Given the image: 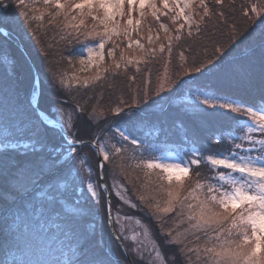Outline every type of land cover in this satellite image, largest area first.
I'll return each instance as SVG.
<instances>
[{
  "label": "snow or ice",
  "instance_id": "6c2138e0",
  "mask_svg": "<svg viewBox=\"0 0 264 264\" xmlns=\"http://www.w3.org/2000/svg\"><path fill=\"white\" fill-rule=\"evenodd\" d=\"M234 7V0H16L15 5L0 0L5 35L11 34L13 13L33 35L46 21L65 42L67 55L60 52V59L75 68L76 56L80 66L71 73L59 70L41 49L56 97L53 111L42 110L39 100L10 114L3 105L0 179L7 191L42 209L57 197H41L58 193L68 199L69 185L73 192L82 186L79 195L95 202L98 216L104 210L105 227L123 257L99 258L86 247L92 237L77 229L82 216L77 205L57 224L73 239L62 260L45 252L42 237L29 230L18 209L11 221L6 218L11 235L5 249L17 253L12 264H264V0H248L241 9L261 30L257 90L247 88L255 56L229 59L248 32L237 35L233 23L229 45L215 41L211 54L202 42L213 19L214 29L229 27ZM149 16L152 22L146 23ZM145 27L146 37L141 35ZM75 44L79 47H70ZM161 58L164 73L153 88L151 65ZM2 59L8 62L7 56ZM226 69L244 86V95L222 91L218 81ZM118 80L128 83L117 103L100 107L103 93L117 88ZM185 88L191 102L183 110L200 121L206 135L197 140L186 133L191 146L180 147L170 159L166 146L135 135L134 118L162 98L183 96ZM3 90L7 99L12 85ZM71 93L78 94L75 104L69 102ZM81 122L90 130L88 139L81 136ZM84 147L92 150L95 171L80 151ZM113 194L128 209L117 210L115 218Z\"/></svg>",
  "mask_w": 264,
  "mask_h": 264
},
{
  "label": "trees",
  "instance_id": "16d2710c",
  "mask_svg": "<svg viewBox=\"0 0 264 264\" xmlns=\"http://www.w3.org/2000/svg\"><path fill=\"white\" fill-rule=\"evenodd\" d=\"M27 2V0H26ZM211 3L212 0H209ZM256 2V0H253ZM16 0H13L15 5ZM248 0H234V9L230 10L231 15L228 19V28L219 27V30L214 29L212 26L216 25V20L213 19L209 24L208 39L202 40L203 43L208 45V52L211 54L212 43L219 41L221 44L229 45V36L231 35L230 26L234 23L237 35L248 32V35L236 46L231 57L232 61H240L245 56H255V69L252 76V84L248 85V91H255L259 88V51H260V26L257 24L253 28L254 20L256 19L249 14L248 17L242 15V6H246ZM19 11V9H17ZM147 11V9H146ZM11 25L9 28L10 35H6L12 41L20 43L25 51L28 53L30 58L35 64L39 82V102L42 110L53 111L52 102L55 100L54 90L50 83V73L46 66V60L44 53L41 51L42 48H46L49 52V56L52 59L53 64L57 69L67 71L69 73L77 70L80 66L76 63L77 57L74 56L73 64L75 68L70 67L66 60H61L59 53L64 52L67 55V49L65 48V42L60 39L59 30L48 26L46 21L43 27H39L36 35L27 31L26 26L16 18L13 13L10 16ZM151 17H148L146 23H151ZM167 22V21H165ZM91 23V22H89ZM39 22L33 24V28H37ZM155 27V25H153ZM251 30V31H249ZM141 35H147V27L144 28ZM163 35V33H161ZM6 36L0 33V112L4 111L3 105L7 104L8 113L10 114L14 108L20 110H27L31 102L32 93L36 92V86L34 83L33 71L30 66L29 60L25 56L24 52L10 42ZM133 39H136V35L133 34ZM5 41L8 43L5 44ZM141 43H146L145 40H141ZM70 47L78 48L79 44L72 45ZM15 52V60H13V53ZM8 57V62L5 63L2 57ZM22 57V59H21ZM153 79L152 87L154 88L157 83V77L164 73V62L161 58L157 63L151 65ZM170 72H175L176 69L169 68ZM140 77H137L136 85H140ZM217 82V81H214ZM118 87L111 90H106L103 93V98L100 102V107L108 108L117 103L121 96L122 90L126 88L127 81H117ZM218 83L221 85L222 91L224 92H236L244 95V86H239L235 80L229 78L227 69L220 76ZM7 84L12 85V92L8 93L7 99L5 98L4 86ZM69 91V90H65ZM183 96H173L170 100L162 98L158 105L150 106L148 109L139 111L136 113L134 118L135 127L133 129L137 137H143L147 141L157 144L158 146H166L169 150H179L180 147L191 146L188 143L186 133L193 139L202 140L206 135V131L203 125L198 120L191 119L187 116L183 110V105L190 103L187 89H183ZM99 92V89H97ZM77 93H71L68 97L69 102L72 104L77 103ZM127 99V97H125ZM130 103V101H129ZM3 109V111H2ZM164 113L161 115V113ZM102 126V125H101ZM78 127L81 128V136L84 139H88V126L86 124L78 123ZM93 131H98L94 129ZM51 135V134H50ZM2 136V132H0ZM4 151L0 148V152ZM82 153L88 156L90 162L93 165L94 171L96 170V161L92 158L93 153L89 147H84L80 150ZM95 178V177H94ZM64 182H58L59 192H64ZM69 191L66 193L68 199L59 196L58 193H48V195H55L57 198L52 203H48L43 209L39 203L35 201H29L27 196L16 195L10 191H7V185L3 179H0V261L7 260L8 264H12L13 259L17 256L15 249H5L6 239L10 240L11 229L9 225L5 224V219L11 221L13 215L19 210L22 216L27 218V226L30 231L35 232L36 229L41 228L46 233L57 239L55 247L51 249V258L65 259L70 253L62 252L67 246L73 244L71 233L68 235L62 234L60 229L57 228V224L61 223L66 212L61 208L62 201L70 203L71 205L80 206L82 216L78 218L77 229L86 231L92 237L87 248H91L99 258H111L113 254L116 257H120V251L117 248L116 243L109 235V229L105 227V221L103 217L104 210H101V215L96 214V204L93 200L89 199L86 195H79L84 192V189H80V185H77L75 192L71 190L69 185ZM129 187H136L130 185ZM80 190V191H79ZM31 191V189H29ZM42 192H47V184L41 186ZM42 199L48 200L47 196L41 197ZM40 199V198H38ZM127 199V196H125ZM35 204V206H33ZM112 216L115 218L117 210L128 211L127 208L123 207L117 202L115 195L112 197ZM43 211V215L41 212ZM39 214L40 218L44 220V223H37L34 227V223L31 221L29 215ZM136 215H140L139 211H136ZM59 217V219H58ZM51 220V222H49ZM23 227V225H21ZM67 231V229H65ZM60 241V242H59ZM61 254L56 257V253ZM123 259V257H120Z\"/></svg>",
  "mask_w": 264,
  "mask_h": 264
},
{
  "label": "rangeland",
  "instance_id": "374dc122",
  "mask_svg": "<svg viewBox=\"0 0 264 264\" xmlns=\"http://www.w3.org/2000/svg\"><path fill=\"white\" fill-rule=\"evenodd\" d=\"M35 95H36V92L32 93L31 102H33V100L35 98ZM2 111H3V109H2ZM178 151L179 150H171L170 149L171 155H170L169 158L170 159H175L176 158V153ZM80 189L82 190L84 188L81 186ZM51 196L52 195H47L48 198L51 197ZM62 204H63V207L61 206V208H63V210L66 211V212H68V211L71 212L72 209L74 208V206L71 205L70 203L63 202L62 201L61 205ZM39 214L34 213V214L29 215V217L31 218V221L34 223L33 224L34 227L36 226L37 223H42V222L44 223V220L40 218V215ZM78 218L79 217H77V221H78ZM49 222H51V220H49ZM35 232L38 233L42 237V242H43V245H44L45 252L46 253H48L49 251L51 252V250H52L51 248L56 246L55 243H57V239L56 238H53V236L50 235L51 233L48 234L43 229L39 228V226H38V228L36 229ZM69 249H70V247L67 246L62 252L66 253V252H68ZM58 253H60V252H57L56 253V257L61 255V254H58Z\"/></svg>",
  "mask_w": 264,
  "mask_h": 264
},
{
  "label": "water",
  "instance_id": "95a60500",
  "mask_svg": "<svg viewBox=\"0 0 264 264\" xmlns=\"http://www.w3.org/2000/svg\"><path fill=\"white\" fill-rule=\"evenodd\" d=\"M0 33L3 35V36H6L5 35V29L3 27H0ZM6 38L12 42L14 45H16L17 47H19L25 54V56L27 57V59L29 60V63H30V66L32 68V71H33V76H34V83H35V86H36V97L34 99V102L36 100L39 99V92H40V82H39V77H38V73H37V70H36V67H35V64L34 62L32 61V59L30 58V56L28 55V53L25 51L24 47L18 43V42H15V41H12L11 39H9L7 36ZM111 214H112V211H111Z\"/></svg>",
  "mask_w": 264,
  "mask_h": 264
}]
</instances>
